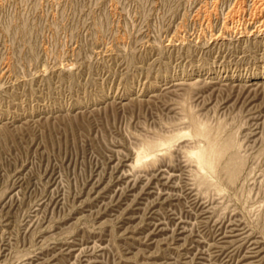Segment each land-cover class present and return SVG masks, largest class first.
I'll list each match as a JSON object with an SVG mask.
<instances>
[{
	"label": "rangeland",
	"instance_id": "rangeland-1",
	"mask_svg": "<svg viewBox=\"0 0 264 264\" xmlns=\"http://www.w3.org/2000/svg\"><path fill=\"white\" fill-rule=\"evenodd\" d=\"M263 24L264 0H0V264H264Z\"/></svg>",
	"mask_w": 264,
	"mask_h": 264
},
{
	"label": "bare ground",
	"instance_id": "bare-ground-1",
	"mask_svg": "<svg viewBox=\"0 0 264 264\" xmlns=\"http://www.w3.org/2000/svg\"><path fill=\"white\" fill-rule=\"evenodd\" d=\"M261 27H264V24L261 25ZM262 30H264V29H262ZM260 32H262V31H260ZM260 32H259V34H260ZM228 150L230 151V143L228 145H226L223 148L222 151L220 150L217 153H213L212 148H209L208 150H206L205 153H200L198 151H194V152L191 153V156H192V158H194L197 161L198 164H200V166H202V164H204L207 167H210V168H213L214 167L215 168L217 166L218 162L219 161H222L220 159H222V157L224 156V154ZM227 154H228V152H227ZM201 156H203V160H200L199 159V157H201ZM142 157H143V155H141V154L138 156L137 163H140L141 162ZM236 160L235 159H232V158L228 159L227 162L225 163L224 168H222L224 170V172H227L228 173V182H230V183H234L235 180L237 179V177L239 176V173H240L241 164H238V165L235 164Z\"/></svg>",
	"mask_w": 264,
	"mask_h": 264
}]
</instances>
